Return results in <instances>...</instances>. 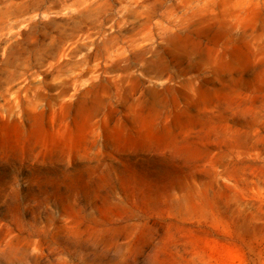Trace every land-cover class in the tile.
<instances>
[{"label": "rangeland", "instance_id": "obj_1", "mask_svg": "<svg viewBox=\"0 0 264 264\" xmlns=\"http://www.w3.org/2000/svg\"><path fill=\"white\" fill-rule=\"evenodd\" d=\"M0 264H264V0H0Z\"/></svg>", "mask_w": 264, "mask_h": 264}]
</instances>
